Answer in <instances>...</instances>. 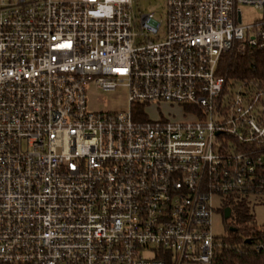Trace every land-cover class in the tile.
<instances>
[{
  "label": "built area",
  "instance_id": "2783aa9c",
  "mask_svg": "<svg viewBox=\"0 0 264 264\" xmlns=\"http://www.w3.org/2000/svg\"><path fill=\"white\" fill-rule=\"evenodd\" d=\"M133 3L0 0V264H212L213 198L264 196V79L220 70L264 51V0Z\"/></svg>",
  "mask_w": 264,
  "mask_h": 264
},
{
  "label": "trees",
  "instance_id": "16d2710c",
  "mask_svg": "<svg viewBox=\"0 0 264 264\" xmlns=\"http://www.w3.org/2000/svg\"><path fill=\"white\" fill-rule=\"evenodd\" d=\"M220 70L235 79H264V51L244 49L243 52L225 54L220 62ZM132 114L143 119L142 105L132 106ZM229 219L226 235L214 238L212 264H264V226L258 227L253 216L242 200L226 202ZM249 239V243L244 240ZM259 243L256 250L253 246Z\"/></svg>",
  "mask_w": 264,
  "mask_h": 264
},
{
  "label": "rangeland",
  "instance_id": "374dc122",
  "mask_svg": "<svg viewBox=\"0 0 264 264\" xmlns=\"http://www.w3.org/2000/svg\"><path fill=\"white\" fill-rule=\"evenodd\" d=\"M135 8L141 9L143 12H153L154 18L163 21L164 10L162 7V0H134ZM241 18L243 23H249L257 19L260 14L258 11L248 7L241 6ZM85 101L87 108L93 111L110 110V111H124L128 108L127 93L124 86H117L111 91H102L96 88L91 82L86 83L84 88ZM145 114L148 119H157L159 116L166 117L172 115L174 119H179L181 116L178 107L169 104L161 103L159 105H148L145 108ZM226 199L222 204L227 205ZM242 201L246 204L248 211L253 216V222L258 227L264 226V196H248L244 197ZM213 210L211 216V231L214 236L221 237L226 235V223L229 219L225 218L218 203V200L213 198ZM223 208V210H224Z\"/></svg>",
  "mask_w": 264,
  "mask_h": 264
},
{
  "label": "water",
  "instance_id": "95a60500",
  "mask_svg": "<svg viewBox=\"0 0 264 264\" xmlns=\"http://www.w3.org/2000/svg\"><path fill=\"white\" fill-rule=\"evenodd\" d=\"M228 212H229V211H228V208H225V209L223 210V216L226 217V216L228 215ZM244 242H245V243H249L250 241H249V239H245Z\"/></svg>",
  "mask_w": 264,
  "mask_h": 264
}]
</instances>
